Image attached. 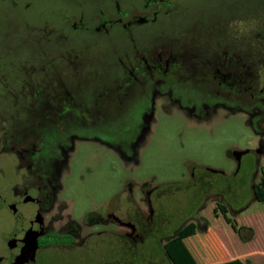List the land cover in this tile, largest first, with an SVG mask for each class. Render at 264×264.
Instances as JSON below:
<instances>
[{
  "label": "rangeland",
  "instance_id": "rangeland-1",
  "mask_svg": "<svg viewBox=\"0 0 264 264\" xmlns=\"http://www.w3.org/2000/svg\"><path fill=\"white\" fill-rule=\"evenodd\" d=\"M166 9L171 11L159 13L158 29L168 32L180 52L215 60L223 51L233 52L231 66L242 69L245 58L250 57L249 69L238 78L232 76L220 92L209 91L217 97L209 93L199 99L193 93L157 92L131 156L96 133L70 136L68 145L59 150L53 202L43 211L45 227L54 231L73 221V229L81 227L83 236L126 231L111 216L105 221L115 199L121 195L127 205L126 192L136 205L146 209L149 192L163 188L170 194L175 221L179 216L189 219L200 213L211 230L189 221L166 246L171 261L147 240V256L142 261L132 258L134 253L122 247L121 240L108 236L105 251L94 248L90 258L80 260L75 251L68 260L46 250L37 264H215L246 248H264V203L253 192L264 169V110L254 96L255 92L259 99L264 96L260 91L264 80L259 82L264 68V0H180ZM29 16L32 26L13 8L12 1L0 0V94L5 93L4 84L10 89L20 79L32 83L31 78L43 85L42 94H52L56 83L63 90L69 88L66 79H111L115 65H128L122 52L106 53L102 44L87 48L81 37L67 41L34 33L33 26L46 28L49 16L39 20ZM88 65H92L89 72L72 73L73 66ZM206 71L207 66L193 70L188 85L205 93L212 89ZM248 77L249 84H258L253 91L244 85ZM196 176L204 180L201 191L193 186ZM210 187L213 191L207 193ZM92 213L103 216L104 221H92ZM11 220L1 206L0 247ZM251 235L254 243L244 246ZM154 247L160 252L156 260L149 257ZM251 263L264 264V258L257 257Z\"/></svg>",
  "mask_w": 264,
  "mask_h": 264
},
{
  "label": "flooded vegetation",
  "instance_id": "flooded-vegetation-1",
  "mask_svg": "<svg viewBox=\"0 0 264 264\" xmlns=\"http://www.w3.org/2000/svg\"><path fill=\"white\" fill-rule=\"evenodd\" d=\"M5 1L13 2V8L28 25L34 23L29 15H35L38 20L49 16L45 19L46 28L33 26L34 33L55 35L58 40L67 41L81 37L87 48L102 44L101 49L106 53L122 52L128 65H115L113 77L102 81L62 79L69 88L63 90L56 83L52 94H42L44 87L34 78H31L32 83L20 79L10 89L4 84L5 93L0 94V208H5L12 220L2 234L0 261L37 264L46 250H53L68 260L76 251L80 260H84L92 256L94 248L105 251L108 236L121 240L122 247L134 253L132 258L142 261L147 256L144 246L147 240L159 246L160 252L171 261L166 246L181 234L189 221L196 222L201 229H208V225L200 213L189 219L179 216L175 221L170 194L163 188L149 192L146 209L136 205L126 192L127 205L121 195L115 199L105 221L111 216L126 227V231L83 236L81 227L73 229V221L54 231L48 230L43 211L49 210L53 202L59 150L68 145L67 140L72 135L87 137L96 133L125 156H131L147 125L157 92L162 95L164 91L179 95L193 93L199 99L207 98L212 94L209 91L220 92L218 89L226 88L232 76L238 78L244 69H249L250 57L245 58L240 69L231 66L233 52L223 51L217 56L218 60L205 59L186 50L180 52L168 32L158 29L157 24L159 13L168 14L171 10L166 8L180 0ZM91 66H73L72 73L79 75L85 69L89 72ZM205 66L213 83V88L206 93L187 83L193 70ZM262 71L259 82L264 80V68ZM249 79L244 85L253 91L258 84H249ZM260 91L264 93V89ZM254 96L255 103L264 110V96L259 99L256 92ZM212 97L217 95L212 94ZM203 182L196 176L193 186L201 191ZM212 191L211 187L206 189L207 193ZM89 218L104 221L97 213L90 214ZM149 252V257L155 260L160 253H156L157 247ZM129 253L124 251L127 257Z\"/></svg>",
  "mask_w": 264,
  "mask_h": 264
},
{
  "label": "crops",
  "instance_id": "crops-1",
  "mask_svg": "<svg viewBox=\"0 0 264 264\" xmlns=\"http://www.w3.org/2000/svg\"><path fill=\"white\" fill-rule=\"evenodd\" d=\"M204 229L206 231H210L211 230L209 228V226H208V229H206V228H204ZM253 243H254L253 240L250 239V240L246 241V244L244 246H246V247L247 246H251V244H253ZM229 257L230 258L223 259L221 262H225V261L233 260V259H236V258H240L241 260L249 261V263L252 264L251 261H254L255 258H257V257H261V258L263 257L264 258V248H251V249H248V250L246 248V250H244V251H242L240 253L238 252L237 254H232ZM217 263H219V262H217Z\"/></svg>",
  "mask_w": 264,
  "mask_h": 264
},
{
  "label": "trees",
  "instance_id": "trees-1",
  "mask_svg": "<svg viewBox=\"0 0 264 264\" xmlns=\"http://www.w3.org/2000/svg\"><path fill=\"white\" fill-rule=\"evenodd\" d=\"M253 192H254V195L256 197V199L262 203H264V169L262 170V177L261 179L254 184L253 186ZM243 228L245 227H242L240 229V233L241 231L243 230ZM246 228H249L251 229V231H253V229L251 227H246ZM242 235V233H241ZM253 235H251V237H249L247 240H250L252 238ZM215 264H249V261H244V260H241L240 258H236V259H233V260H229V261H225V262H219V263H215Z\"/></svg>",
  "mask_w": 264,
  "mask_h": 264
}]
</instances>
